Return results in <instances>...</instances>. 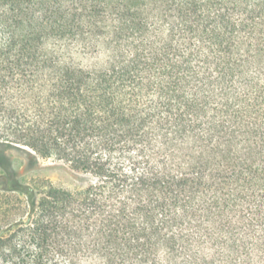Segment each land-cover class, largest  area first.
Returning a JSON list of instances; mask_svg holds the SVG:
<instances>
[{"label": "trees", "instance_id": "obj_1", "mask_svg": "<svg viewBox=\"0 0 264 264\" xmlns=\"http://www.w3.org/2000/svg\"><path fill=\"white\" fill-rule=\"evenodd\" d=\"M0 147V264H264V0H0Z\"/></svg>", "mask_w": 264, "mask_h": 264}, {"label": "rangeland", "instance_id": "obj_2", "mask_svg": "<svg viewBox=\"0 0 264 264\" xmlns=\"http://www.w3.org/2000/svg\"><path fill=\"white\" fill-rule=\"evenodd\" d=\"M0 152H3L4 155L11 159L14 167L18 168L20 176L24 177L25 179H46L49 181H56L60 185H64L66 183V176L64 172L58 168V163L53 160L35 161L24 150L20 149H3L0 147ZM10 207L13 209V214L17 215L20 213L18 210V202L11 203ZM17 217L19 216L12 217V221L17 219Z\"/></svg>", "mask_w": 264, "mask_h": 264}]
</instances>
